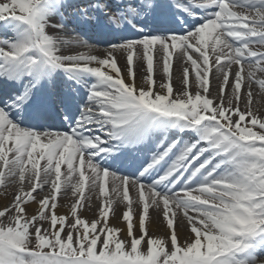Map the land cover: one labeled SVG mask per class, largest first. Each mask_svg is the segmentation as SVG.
I'll return each instance as SVG.
<instances>
[{"label": "snow or ice", "instance_id": "1", "mask_svg": "<svg viewBox=\"0 0 264 264\" xmlns=\"http://www.w3.org/2000/svg\"><path fill=\"white\" fill-rule=\"evenodd\" d=\"M0 32V264H264V0H4Z\"/></svg>", "mask_w": 264, "mask_h": 264}, {"label": "bare ground", "instance_id": "2", "mask_svg": "<svg viewBox=\"0 0 264 264\" xmlns=\"http://www.w3.org/2000/svg\"><path fill=\"white\" fill-rule=\"evenodd\" d=\"M0 2H4V0H0ZM0 35H2V32H0ZM176 67H178V66L174 64V68H176ZM136 70H137V83L139 84L140 83V75L142 74V70H143V64L138 65ZM178 75H179L178 71H175L174 72V81H173L174 87H178V80L176 79V77ZM156 79H157V81L163 79V76L161 75V73L159 71V68H157ZM190 79H191V77H190ZM213 85H215V80H213ZM193 91H194V89H193ZM213 91L215 92V88L213 89ZM257 101H259V103H257ZM241 107L243 108V105H241ZM254 107L259 109L261 115H264V99H262L260 96H256L255 97V99H254ZM77 178H78V175H77ZM62 180H63V177H62ZM89 184H91V180H89ZM111 187H112V177L110 176L109 177V189H110V191H111ZM25 188L27 190V185L25 186ZM2 192H3V189L0 188V193H2ZM85 195L86 196L89 195V192H88L87 189L85 191ZM97 196H98V192L96 193V195L93 196L92 201H91V203L93 205H95V207H93L91 211H83L82 212V216H85V217H88V218H94L95 217L96 210L98 209V207L100 205V202H101L100 199L96 198ZM9 199H11V197H9ZM69 201H74V197L71 196V192L69 191L68 196L64 197L63 196V191H62L61 199L59 201L60 205H66ZM3 203H7V201H4L2 199V197H0V204H3ZM83 203H84V205L86 207L87 204H88V201L85 200ZM32 207H34V205H30L29 206L30 210H31ZM122 210H123L122 207H118L117 208V216H119V214H120V212ZM64 211H65L64 207L58 208V212L62 213ZM111 222L112 223H117L116 220H112ZM119 226L123 227V225H119ZM157 227H159L161 230H163V227H164L163 222H159V224L154 222L153 225H152V228L156 229Z\"/></svg>", "mask_w": 264, "mask_h": 264}]
</instances>
